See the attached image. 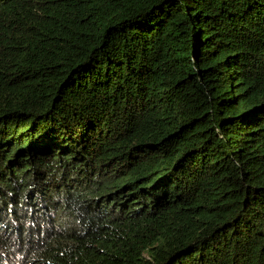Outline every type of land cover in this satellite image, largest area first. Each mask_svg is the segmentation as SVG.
<instances>
[{"label":"trees","instance_id":"16d2710c","mask_svg":"<svg viewBox=\"0 0 264 264\" xmlns=\"http://www.w3.org/2000/svg\"><path fill=\"white\" fill-rule=\"evenodd\" d=\"M0 264H264V0H0Z\"/></svg>","mask_w":264,"mask_h":264},{"label":"rangeland","instance_id":"374dc122","mask_svg":"<svg viewBox=\"0 0 264 264\" xmlns=\"http://www.w3.org/2000/svg\"><path fill=\"white\" fill-rule=\"evenodd\" d=\"M12 103H17V104H18L19 102H17V101H13V102H11V103H9V104H12ZM17 104H15V105H17ZM13 106H14V105H13Z\"/></svg>","mask_w":264,"mask_h":264}]
</instances>
